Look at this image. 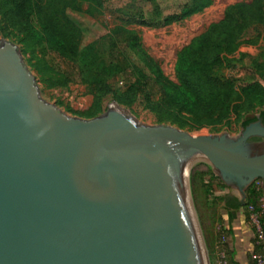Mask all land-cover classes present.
<instances>
[{
	"label": "water",
	"instance_id": "water-1",
	"mask_svg": "<svg viewBox=\"0 0 264 264\" xmlns=\"http://www.w3.org/2000/svg\"><path fill=\"white\" fill-rule=\"evenodd\" d=\"M199 163L244 200L264 180V126L193 135L117 103L69 116L0 39V264H207L203 241L210 264L190 192Z\"/></svg>",
	"mask_w": 264,
	"mask_h": 264
},
{
	"label": "trees",
	"instance_id": "trees-1",
	"mask_svg": "<svg viewBox=\"0 0 264 264\" xmlns=\"http://www.w3.org/2000/svg\"><path fill=\"white\" fill-rule=\"evenodd\" d=\"M7 1L24 31L22 53H31L32 67L40 83L48 89L84 85L94 93L87 119L97 116L101 100L124 80L131 88L137 86L147 92L142 105L154 111L161 100L168 111L218 113V121H223L235 112L260 109L242 126L246 128L258 121L264 126V82L256 78L259 75L264 80V62L259 58L252 60L250 68L257 72L251 80L237 77L239 63L247 57L238 53L239 48L257 44L262 37L264 0L227 6L221 20L211 23L178 52L176 81L164 75L132 27L158 28L184 21L202 13L213 0ZM107 12L116 17L118 24L106 36L105 52L97 42L82 44L81 29L71 13L93 16ZM190 185L210 264H243L232 228L241 210L254 232L246 264H264V180L254 182L246 190L245 199L239 200L226 191L227 185L211 166L199 163L191 171ZM252 215H256L260 230L252 222Z\"/></svg>",
	"mask_w": 264,
	"mask_h": 264
},
{
	"label": "rangeland",
	"instance_id": "rangeland-1",
	"mask_svg": "<svg viewBox=\"0 0 264 264\" xmlns=\"http://www.w3.org/2000/svg\"><path fill=\"white\" fill-rule=\"evenodd\" d=\"M241 1L250 0H213V4L202 13L192 15L184 21L174 22L158 28L142 26H133L132 28L136 29L140 34L145 50L158 63L164 75L169 80L176 81L175 63L178 52L188 45L194 37L203 33L211 23L221 20L227 6ZM16 17L17 14L13 10L12 5L7 0H0V39L14 42L22 53L24 49V31L22 26L16 22ZM71 17L81 29L82 44L97 42L99 48L105 52L106 36L118 24L116 17L109 12L104 15L93 16L71 13ZM261 33L262 37L259 43L244 45L239 48L238 53L247 55L239 63L240 69L237 73V77L242 81L251 80L253 74L257 72L256 68H250L254 58H259L260 62H264V30H261ZM22 56L27 67L36 76V72H34L32 67L31 53H22ZM256 78L264 82L259 75H256ZM38 82L41 88V95L46 101L55 104L69 116L86 118V113L92 106L95 97L89 87L72 84L65 88L48 89L39 80ZM129 88H131L129 84L124 80H120L113 87V93L101 100L97 116L103 114L109 107L117 103L139 123L171 125L193 135L228 133L235 137L241 133L243 122L249 117L258 115L260 112V109L247 112L239 111L231 114L223 121H218V113L208 115L205 113L188 114L178 110L168 111L165 103L161 100L158 109L154 111L142 105V99L147 95L144 89L137 86L132 87L131 90ZM156 99L159 100V97ZM226 191L231 196L243 200L242 195L232 187L227 186ZM190 192L192 196L191 185ZM242 215H244L243 211ZM248 225L252 228L251 222H248Z\"/></svg>",
	"mask_w": 264,
	"mask_h": 264
},
{
	"label": "crops",
	"instance_id": "crops-1",
	"mask_svg": "<svg viewBox=\"0 0 264 264\" xmlns=\"http://www.w3.org/2000/svg\"><path fill=\"white\" fill-rule=\"evenodd\" d=\"M243 216V217H242ZM242 211L237 212L236 218L232 223L234 231L235 245L238 249V258L243 264L247 263V253L251 248L250 240L254 235L253 229L244 220Z\"/></svg>",
	"mask_w": 264,
	"mask_h": 264
},
{
	"label": "bare ground",
	"instance_id": "bare-ground-1",
	"mask_svg": "<svg viewBox=\"0 0 264 264\" xmlns=\"http://www.w3.org/2000/svg\"><path fill=\"white\" fill-rule=\"evenodd\" d=\"M187 186H188V175H187ZM188 194H189V187H188ZM189 197H190V196H189ZM189 199H190V198H189ZM190 204H191V201H190ZM191 207H192V210H193V206H192V204H191ZM193 213H194V217H195V219H196L197 225H198L197 217H196V214H195L194 210H193ZM198 228H199V225H198ZM199 231H200V228H199ZM200 235H201V238H202L201 231H200ZM202 241H203V238H202ZM203 246H204V251H205V255H206L207 264H209V263H208L207 253H206V248H205V245H204V241H203Z\"/></svg>",
	"mask_w": 264,
	"mask_h": 264
},
{
	"label": "built area",
	"instance_id": "built-area-1",
	"mask_svg": "<svg viewBox=\"0 0 264 264\" xmlns=\"http://www.w3.org/2000/svg\"><path fill=\"white\" fill-rule=\"evenodd\" d=\"M262 212H264V196L262 199V207H261ZM252 222L257 226V228L260 230V226H259V221L256 217V215H252L251 216Z\"/></svg>",
	"mask_w": 264,
	"mask_h": 264
}]
</instances>
